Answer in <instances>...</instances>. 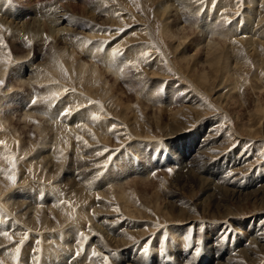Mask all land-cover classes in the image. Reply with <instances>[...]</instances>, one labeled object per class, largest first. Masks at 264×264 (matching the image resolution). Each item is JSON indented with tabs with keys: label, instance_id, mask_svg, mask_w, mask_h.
Returning a JSON list of instances; mask_svg holds the SVG:
<instances>
[{
	"label": "rangeland",
	"instance_id": "obj_1",
	"mask_svg": "<svg viewBox=\"0 0 264 264\" xmlns=\"http://www.w3.org/2000/svg\"><path fill=\"white\" fill-rule=\"evenodd\" d=\"M102 1L2 0L0 3V24L9 30L11 29L12 32L17 29L18 33L19 30L20 32L22 31L23 25L26 26L25 22H28V31L38 29L42 33H49L50 27L52 28L54 25L48 22L49 18L45 19L49 16L48 12H55V14L63 16H61L62 21L58 25L60 27L67 23L66 19L68 17L76 16L85 19L88 16L86 10H89V7L96 3H102L105 8V22L98 21L100 25L97 28L102 33V36L105 35L100 40L103 39L102 43H105V46L106 44L113 45L111 52L115 60L122 63V70L116 79L105 70V87L108 88L112 85L113 89H109V92L105 89V94L102 91L103 99L100 97V93L95 94L93 98L89 94L85 97V101L86 99L89 100L90 97L104 107L102 109L98 108L99 113L92 114V116H98L99 120L92 121V125L85 129L84 137L79 136L82 139L77 141L74 138V140L69 141L67 146H62L60 149L52 150L53 146L46 144L43 149L44 153L42 152L37 159L35 158L33 162H30V155L27 154L29 150L26 151L27 146L35 145L36 147L35 142L39 138L34 124L46 126L47 122L45 116L39 114V112L34 111L26 117V119H29L26 120V123H24L22 115L30 108L42 109L45 105L44 101L47 102L51 95L39 98L37 93L43 87L39 86V84L28 82L25 79L26 76L19 78L16 75L14 70L22 66L25 63V59L20 60L22 63L16 61L19 63L15 64L16 62H13V64L9 65L13 57L10 56L9 58L8 54L12 52L13 55H23L25 54V47L19 46L17 50L22 52L20 53L16 50L17 52L15 53V50L14 52L12 51L15 48L11 45L13 48L6 51L7 57L5 56L6 52H1L6 50L7 47H4L6 44H0V48L3 45V49L1 48L0 51V60H5L6 64L10 66H7L9 72L5 73L4 77H0V81L4 82L0 86V90L8 94V97L6 96L4 99L5 95L0 91V96L2 97L0 100V103H2V105L0 104V117L4 118L3 115H5L7 120H5L6 124L3 122V118L2 122L0 121L4 123L0 125L4 130H1L0 127V135L3 136H0V142H2L0 143L2 147H0V154L3 157L2 159L0 157V181L2 182L0 186V202L2 203L4 196L8 197L5 212L8 209L10 212H8V220H5L7 219L6 216H0V222L5 220V228L3 227L0 233L8 231L12 236V240L9 241L6 237L0 235V262L2 264H22L24 261L25 263L23 262V264H41L45 254H47L46 247H44L47 246V242L42 239L40 234L56 232L58 228L60 230L68 229L69 225L78 223L80 225L82 223V230L84 229L85 231L80 230L78 232L81 233L82 231L88 238L87 241L91 242V244L93 242V250L100 253L99 257L95 256L97 258L95 263L97 262L98 264H104L105 257L108 258L110 264H215L223 263L225 260L229 264H264V202L261 203L258 200L260 196L264 197V127H261L263 133L253 136V134L247 133L238 127L235 118V116L246 118L248 112L253 110L252 100L256 99L257 96L264 98V88H254L255 85H260L257 77H254L256 75L254 59L247 53V50H244L245 46L241 47V45H238L244 51H242V54L245 55V58H242L237 64H240L237 67L241 69V71L238 70V76H242V69H245L248 79V82L244 81L246 78L245 74V76L241 77L240 83L236 85L237 88L240 86L237 90L238 93L236 90H230L233 83L232 79H230L231 77H218L217 80L219 82L222 78L219 85L212 89L210 87L205 88L196 79L198 75L196 69H199L200 65L196 64V62V65H192V61H190L187 65H191L190 69L195 71L185 72V61L179 57L178 52L172 45L173 40L171 41L165 36L163 31L165 24L168 22L177 33L181 35L187 34L188 38L185 45L190 39L195 42L191 46L186 45L185 47L183 45V49H186L189 55H193L199 61L203 57L202 47L194 46V44L198 42L197 40L202 34L198 32L197 23L192 22L193 16L185 13V9L179 12V9L176 10L172 6V8L170 7L172 10L169 9L167 13L160 15V10L155 5L157 3L153 0ZM207 1L209 0H198L197 2L203 5ZM218 1L210 0L213 4L215 2L218 3ZM229 1H234L232 5L234 3V6H236L232 8L233 10H230L235 13L228 15L226 18L221 14L222 16L217 18L218 27H223L221 23L226 24L229 20H239L242 16L243 8L248 6L245 4L248 2H244V0ZM48 9L52 10V12L48 11ZM227 10H229L228 7ZM220 13L221 11H219ZM251 20L246 16L243 21H240L241 25L239 28L252 26ZM257 20L258 18H255L254 26ZM262 23L263 21H261V27H264ZM84 27L89 28L82 22L80 30L84 31L83 34H86L87 30H84ZM223 28L226 29L227 27L224 26ZM126 33L127 35L129 34L128 36L126 35L127 37L125 36ZM59 35H53L55 40L60 39ZM73 46L77 57L86 60V55L83 53L79 54L74 43ZM102 46L99 48L98 55L103 49ZM261 48L264 56V46ZM116 49H119L120 54H114ZM134 50L135 54H133L134 52L131 53L134 56L132 59V55L131 58L127 55L129 51ZM34 51L40 61L45 58L43 56L48 55L46 47L42 49V54L36 48ZM3 55L4 57H1ZM94 55L95 53L92 56L101 69V58ZM35 63H32L29 67L26 66L27 69L29 71L35 70ZM65 70L67 74H65ZM65 70L60 72L64 76L61 81L64 85L62 84L61 89H69V91L62 93L60 99L68 96L75 101L77 93L86 95L84 85L82 83L76 85L77 81H73L68 74V70ZM193 73L195 76L192 75ZM258 76L261 77V81L264 79L263 72H260ZM6 83L7 86L9 83V87L12 86L9 88L12 92H5ZM72 89H74L75 93ZM149 89L152 90L151 93H149ZM30 92L33 93V97L28 94ZM29 97H31L30 101ZM117 98L120 99L121 103L117 101ZM33 99L36 100L35 104H32ZM54 104H56V101L52 106ZM77 105L75 103L66 104L62 108L63 110H60L57 121L64 123L67 116H63L61 113L65 109L71 108L73 114L75 109L79 107ZM125 106L127 109H125ZM128 108L131 109L128 111ZM113 125H115V129L110 130ZM11 128L18 131V136L15 139L11 134L13 131ZM10 129L11 132L9 133ZM5 130L6 133H4ZM135 131L141 135L137 136L134 134ZM3 133L7 135L5 136ZM104 135L105 139H102L101 136L104 137ZM4 136L6 140H4ZM7 140L9 141L8 143L6 142ZM84 141L87 143L85 144ZM11 142L12 144L15 142L14 145H11ZM76 147L77 150H80L77 151ZM1 149L4 152H1ZM48 150L58 154L55 160L45 154ZM97 153H102V155H97ZM8 156H13L16 159V168L14 170L6 159ZM109 156H111L110 160L107 159ZM151 159H153L152 163ZM43 161H47V163L44 164ZM169 169L172 171L169 172ZM190 169L193 172L195 171L196 176L209 180V184L205 180L207 185H204V187L202 185L200 189L193 186H191V189H188L187 186L184 188L180 187L177 184L176 174L184 175L182 178L185 181L188 179L187 171ZM141 173H143L142 176H140ZM9 174L14 176V184L7 178ZM81 181L85 182L82 183ZM164 182L165 184L163 185ZM172 182L173 185L171 187L170 184ZM106 183L110 184L109 187L112 189ZM117 183H120L127 190H134L130 193L133 201V204H131L135 206L137 202V206L134 208L130 204V210L133 209L134 214L137 216L134 214V216H129L130 214L127 215L128 213L122 211L123 209L121 210L116 205L118 201L114 200L112 194L109 193L111 198L108 199L106 193L113 189L117 191ZM43 185L48 187L46 186V188ZM160 185H163V187ZM205 189H209L216 200L212 199L205 192ZM84 190H86V194L82 195L84 193L81 192ZM97 190L102 191V195H98L100 192ZM39 191L41 196L39 197L40 199H37ZM76 191L79 193V198L76 196ZM230 192H236L239 196L230 197ZM9 193H11L10 197ZM203 196L206 199L202 198ZM56 197H59V199H56ZM147 199L151 200V204ZM88 200L91 202L88 203ZM57 201H59V205H56ZM105 201L107 205H104ZM214 201L217 203H214ZM90 203L91 207L88 206ZM138 203L143 206V209L142 206L140 208ZM155 204L158 205L156 206ZM171 204H174V209H170ZM94 209L96 212L92 211ZM80 211L86 216L85 218ZM169 211L172 212L171 215ZM41 212L43 213L41 214ZM87 214L92 217L91 222H87ZM60 218L64 219L63 224L67 226L58 227L55 230L59 222L62 221ZM96 221L99 222L100 228H97L99 224ZM33 223H35L34 230H29L28 226L33 225ZM169 223H172V225ZM142 226L143 228H141ZM168 227L178 230L182 234L181 237L186 240L183 241L180 237L174 238L169 233L170 229ZM163 228L167 230L164 231ZM140 229L143 231L141 232ZM32 232L34 235L37 234L36 238L32 236ZM78 232H76L77 234L75 233L77 235L76 242L80 243L82 241L81 243H83L85 240L81 239ZM25 235H27L26 240H24ZM159 236L162 239H159ZM165 236L167 239H165ZM188 237H191L190 243L193 246L191 248L187 247L189 243ZM33 238L34 240L31 241ZM21 240H24L22 246L19 244ZM146 241H150V244L149 252L145 255L142 249ZM181 243L184 244L181 245ZM136 244L138 245L136 246ZM164 244H166V247ZM208 244H217V247L211 248L208 247ZM62 245H57L58 248L55 246L62 252L59 255L61 263L64 264L63 261L65 259H67L66 262L68 263V258L71 260L74 257L77 263V258L79 257H76L75 253L71 254L75 247L67 244ZM163 245L165 251L160 254L159 251ZM17 246H20L19 261L13 259ZM185 246L189 249H184ZM196 247L201 249L199 256H195L194 249ZM69 248L72 249L69 250ZM137 248L140 249L138 250ZM64 251L65 253H63ZM141 259H144V261ZM228 259L230 260L228 261ZM161 260L162 262H160ZM80 263L86 264V262L81 261ZM53 264H59V262L53 261Z\"/></svg>",
	"mask_w": 264,
	"mask_h": 264
},
{
	"label": "bare ground",
	"instance_id": "obj_2",
	"mask_svg": "<svg viewBox=\"0 0 264 264\" xmlns=\"http://www.w3.org/2000/svg\"><path fill=\"white\" fill-rule=\"evenodd\" d=\"M6 1V0H5ZM151 1V0H150ZM153 1H156L157 5L158 6V9L160 10L159 12L161 13L160 15H164V13H167V11H169L170 7L172 8V6L174 7V9L178 10L179 9V12H181V10L185 9V13L189 14L190 16L192 15L193 16V23H197V28H198V32H201V37L198 38V42L194 44V46H201L202 47V52H203V57L197 61L193 55H189V52H187L186 49H183V45L186 47V45L188 46H191V44H193L195 41H192L191 39L188 41V43L185 45V42H186V39L188 38V35L187 34H180V33H177L176 31H174L172 29V26L168 24V22L165 24L164 28H163V31L165 33V36H167L173 43L172 45L174 46L175 50L178 52V55L181 59H183L185 61L184 63V68H185V72H189L190 70H194V69H190L191 68V65L188 66L187 63L189 64L190 61H192V65H196L197 63L200 65L199 69H196V71H198V75L196 76V79H197V82H199L203 87L205 88H208L210 87L211 89L212 88H215V86L219 85L221 83V80L222 78L224 77H231L230 79H232V87L230 90H238V88L240 86H238L237 88V84L240 83L241 81V77L242 76H245L246 78L244 79L245 82H248V79H247V74L245 73V69H242V76L240 75V77L238 76V70L241 71V69H238L237 65L240 60L242 58H245V55L242 54V51L243 49H241L242 46H245L244 50H247V53L250 54V56H252V58L254 59L255 61V70H256V75L254 77H257V80L259 81V84L260 85H255L254 88H259V89H262L264 88V79L261 81V77H259V73L260 72H263V75H264V56L262 55V51H261V47L264 46V27H261V21H263L262 24H264V0H244L247 1L248 3H245L246 6L245 8H243V13H242V16L240 17L239 20H229L228 23L226 24H223V27L226 26L227 28H223V27H218V24H217V18L218 17H221L222 15L225 16V18L228 16V15H232L234 13L231 12L230 9L232 8H235L234 6V3L232 5V2H230L229 0H219L218 3L215 2V4H213V2L211 3L210 0L205 2V4H199L197 1L198 0H153ZM2 2V0H0V3ZM101 2H103L101 0ZM235 2H238V1H235ZM5 3V2H4ZM1 5V4H0ZM11 5V4H10ZM182 5V6H181ZM12 6V5H11ZM204 6V7H203ZM52 7V6H50ZM128 7V6H127ZM227 7L229 10H227ZM107 8V7H106ZM46 9V8H45ZM53 9V8H51ZM172 10V9H170ZM233 10V9H232ZM48 11H51L50 9H48ZM87 11V15L85 17V19H82L80 17H68L67 20V23L63 26H60L58 27L60 21H62V15H58V14H55V12L53 13H49L48 12V15L45 19L47 20L48 18V22H51L54 26L51 28L50 27V32L49 33H42L40 31H38V29L33 32V31H28L27 30V23L28 22H25V25L26 26H22L21 28V32L19 30V33L17 31V29L15 31H11V29H7L5 26L1 25L0 24V44L1 43H5L6 46H4L6 48V50H2L1 51V48L3 47V45H1V48H0V51L1 52H6L8 49L11 50V48H15L13 49L12 51L14 52L15 50V53L17 51L20 52V50H17V48L19 46H23L25 47L24 50H25V54L23 55H13L12 52L9 55V58L10 56L13 57V60L10 64H13V62H16V61H20V60H23L25 59V63H23L22 66L18 67V69H13L14 72L16 73V75L19 77V78H24V76H26V80L28 82H32V83H35V84H39V86L43 87V89L39 90L37 95L39 98H44L45 96L47 95H51V93L53 92H56L59 97L62 95L63 92V89L62 88V78L64 76L61 75V71L63 72L65 69L68 70V74L70 77H72L73 81L76 80V85L78 84H81L84 85V88H85V94L86 95H82L80 93H77L76 94V100L73 101V99H71L70 97H65L63 99H48V101H44L45 102V105L42 109L38 110V109H34V108H30L28 110L25 111V113L22 115V119L24 120V123H26V120H29V119H26V117H28L29 115H31L32 112H39V114H42L43 116H45V120H46V126H42V125H37V124H34L35 125V129L36 131L38 132L37 134H39V138H37V141L35 142L36 144V147L35 145H25L27 146V150L28 153L30 155V158H29V161L30 162H33L34 159L38 158L40 156V154L43 152V149H44V145L46 144H49L52 147V150L54 149H60L62 146H67L69 144V141L70 140H74V138L76 139L75 141H77V137L79 136H83V133L85 131V129L89 126L92 125V114L93 113H99V110L98 108L102 109V107H104L103 105H100L99 102L97 101H94L93 99H91L89 97V100L86 99L85 101V97L88 96V94L93 98V96L95 94H99L100 93V97L103 99L104 96L102 95V91L104 92L103 94H105V89L109 92V89L111 90L112 88V85H110L108 88L105 87L106 86V81H105V70L106 72L108 73H111L115 79L116 77L119 76V73L121 72L122 70V63L118 60H115L114 58V55L112 54L111 50L113 49V45L111 44H106L105 46V43H102V40H100V38H103V35L102 36V33L99 32V29L97 28L98 25H100L99 23L100 22H105V8L103 7V4L102 3H96V4H93L91 7H89V10H86ZM109 11V10H108ZM219 11H221V13L219 14ZM236 11V10H235ZM1 12V11H0ZM108 14V13H107ZM169 14V13H168ZM184 14V13H183ZM222 14V15H221ZM25 15H27V13H25ZM159 15V16H160ZM62 16V17H61ZM109 16V15H108ZM158 16V17H159ZM248 16L249 20H251V24L252 26H247L245 28H239L241 23L240 21H243L245 19V17ZM253 16V18H252ZM164 17V16H163ZM167 17V16H166ZM165 17V18H166ZM108 18V17H107ZM255 18H258L255 26H254V23H255ZM131 19V18H130ZM229 19V18H228ZM63 20H65L63 18ZM185 20V19H184ZM100 21V22H98ZM166 21V20H165ZM190 21V20H189ZM85 24L87 27L89 28H86L84 27V30H87L86 31V34H83V32L80 30V26L81 24ZM55 23H57L55 25ZM170 23V22H169ZM23 24V23H22ZM164 25V24H163ZM245 25H246V22H245ZM57 26V27H56ZM264 26V25H263ZM32 27V26H31ZM230 27V28H228ZM244 27V26H243ZM80 30V31H79ZM183 30V29H182ZM17 31V32H16ZM104 31V30H103ZM105 32V31H104ZM150 33V32H149ZM184 33V32H183ZM60 34V39H56L55 40V37H53V35H58ZM127 35V33L125 34V36ZM129 35V34H128ZM127 35V36H128ZM126 36V37H127ZM53 37V38H52ZM59 38V37H57ZM121 39V38H120ZM129 40V39H128ZM33 41V42H32ZM62 43H61V42ZM127 41V40H125ZM30 42V43H29ZM61 43V44H60ZM73 43L75 44L76 46V49L78 50L79 54L83 53L84 55H86L87 59L86 60H83V59H79L77 57V55L75 54V50H74V46H73ZM116 43V42H115ZM114 43V45H115ZM118 44V43H117ZM263 46H262V45ZM13 47H12V46ZM103 45V46H102ZM110 45V46H109ZM238 45H241L238 46ZM100 46L103 47L102 51L99 53L98 55V52H99V48H101ZM116 46V45H115ZM9 47V48H8ZM22 47V48H23ZM44 47L47 48V53L48 55L46 54L45 58H41L42 60L40 61V59H38V55L36 54V52L34 51L35 48L38 49V51L41 53L42 49H44ZM3 49V48H2ZM21 49V48H19ZM130 49V48H129ZM133 49V48H132ZM138 49V48H136ZM8 50V51H9ZM17 50V51H16ZM46 50V49H45ZM101 50V49H100ZM174 50V49H173ZM136 51H139V50H136ZM0 52V53H1ZM18 52V53H19ZM22 52V51H21ZM20 52V53H21ZM125 52V51H124ZM134 52L133 54H135V50L134 51H129L128 52V55L130 58H131V53ZM244 52V51H243ZM95 53L96 56L100 57V64H101V69H100V65L98 64V62H96V60L94 59V57L92 56L93 54ZM126 53V52H125ZM176 53V52H175ZM5 54V53H4ZM42 54V53H41ZM7 52L5 54V56H7ZM94 55V56H95ZM79 56V55H78ZM126 56V57H127ZM133 56V55H132ZM1 57H4L1 56ZM6 57V58H7ZM134 58V56L132 57V59ZM136 58V56H135ZM76 59V60H75ZM94 59V60H93ZM124 59V58H123ZM10 60V59H9ZM138 60V59H137ZM249 60V59H248ZM135 61V60H134ZM21 62V61H20ZM35 63V70L33 71H29L27 69L26 66H30L32 63ZM196 62V64H195ZM19 62H16L15 64H18ZM22 63V62H21ZM245 63V62H244ZM191 64V63H190ZM6 64V61L5 60H0V77H4L5 73L9 72V68L7 66H9ZM245 65V64H244ZM243 65V66H244ZM15 66V65H14ZM33 66V67H34ZM10 67V66H9ZM16 67V66H15ZM242 67V66H241ZM32 68V67H31ZM193 68V67H192ZM8 70V71H7ZM12 70V69H10ZM195 71V70H194ZM193 71V72H194ZM65 72V71H64ZM63 74V73H62ZM245 74V75H244ZM64 75V74H63ZM194 75V73L192 74ZM13 76V75H12ZM195 76V75H194ZM66 77V76H65ZM218 77H222L220 79V82L217 80ZM195 78V77H194ZM65 79V78H64ZM210 79L212 80L210 82ZM229 79V81H231ZM247 79V80H246ZM3 80V79H2ZM20 80V79H19ZM224 80V79H223ZM243 80V78H242ZM9 82V81H7ZM25 82V81H24ZM27 82V83H28ZM84 82V83H83ZM244 82V83H245ZM23 83V81H22ZM157 83V82H156ZM226 83V82H225ZM242 83V84H244ZM10 84V83H9ZM9 84L7 86V83H6V86H5V92H12V90L10 91V86L9 87ZM21 84V83H20ZM223 84V83H222ZM247 84V83H246ZM33 85V84H32ZM64 85V84H63ZM75 85V84H74ZM20 87V86H19ZM68 87V86H67ZM83 87V86H82ZM80 87V88H82ZM66 88V87H64ZM77 88V87H75ZM74 88V89H75ZM219 88V87H218ZM223 88V87H222ZM78 89V88H77ZM113 89V88H112ZM253 89V87H252ZM7 90V91H6ZM81 90V89H79ZM220 90V89H219ZM258 90V89H257ZM1 91V90H0ZM4 91V90H3ZM31 91V90H30ZM2 92V91H1ZM14 92V91H13ZM78 92V91H77ZM80 92V91H79ZM107 92V94H108ZM152 90L149 89V93H151ZM4 93V92H2ZM17 93V92H16ZM75 93V91H74ZM147 93V92H146ZM226 93V92H225ZM238 93V92H237ZM11 94V93H10ZM31 97H33V93H28ZM69 94V93H68ZM4 99L5 97L8 95L6 93H4ZM17 95V94H15ZM36 95V96H37ZM102 95V96H101ZM108 96V95H107ZM112 96V95H111ZM264 96V95H263ZM8 97V96H7ZM27 97V96H26ZM31 97H29V101L31 99ZM218 97V96H217ZM239 97V96H238ZM1 96H0V100H1ZM28 98V97H27ZM96 98V96H95ZM111 98V97H110ZM116 98V97H115ZM28 100V99H27ZM116 100V99H115ZM56 101V104H54L52 106V104ZM93 102V103H89V102ZM117 101L120 102V99L117 98ZM115 101V102H117ZM253 110L251 112H248L247 114V117H239V116H235L236 120H237V126L240 127L241 129H243V131L247 132V133H251L254 135H258L260 133H263L262 132V129L261 127H264V98L261 97V96H257L256 99H253ZM102 102V101H101ZM48 103V105H47ZM68 103H75V104H78L79 107H77L75 109V111L73 112V114L67 116V119L65 120L64 123H61V122H58L57 121V118H58V115H59V112L62 108L65 107L66 104ZM2 105V103H0ZM117 104V103H115ZM77 105V106H78ZM123 105V104H122ZM74 106V105H73ZM130 106V105H129ZM75 107V106H74ZM132 107V106H131ZM119 108V107H118ZM124 108V107H123ZM0 109H1V106H0ZM125 109H127V107L125 106ZM129 109L131 108H128V111ZM198 109V108H197ZM63 110V109H62ZM61 110V111H62ZM190 111V110H189ZM49 112V113H48ZM200 112V111H199ZM1 113V112H0ZM2 113L4 114V112L2 111ZM136 113V112H135ZM125 114V113H124ZM1 115V114H0ZM3 117H0V121L2 122V118H3V122L6 124L7 122H5V115H3ZM125 116V115H124ZM192 116V115H191ZM163 118V117H162ZM7 121V120H6ZM0 122V125L4 124V123H1ZM41 124V123H40ZM78 124H81L78 126ZM104 124V123H103ZM8 125V124H7ZM133 126V125H132ZM161 126V125H159ZM1 127V126H0ZM13 127V126H12ZM140 127V126H139ZM3 127H1V130ZM6 128V127H5ZM168 128V127H167ZM13 129V128H11ZM11 129L9 131V133L11 132ZM156 129V128H155ZM239 129V128H238ZM136 130V129H135ZM4 131V130H3ZM2 131V132H3ZM51 131V133H49ZM107 131V130H106ZM160 132V131H159ZM6 133V130L5 132ZM3 133V134H4ZM8 133V131H7ZM113 133V132H112ZM151 133V132H150ZM0 134H1V131H0ZM12 136L14 137V139L18 136V131H15V129H13L12 131ZM137 136L141 135L139 133H137L135 131V133ZM5 135V134H4ZM7 135V134H6ZM5 135V136H6ZM151 135V134H150ZM263 135V134H262ZM1 136V135H0ZM4 136V137H5ZM107 136V135H106ZM3 137V136H1ZM8 137V136H7ZM87 137V136H86ZM101 138L105 139V135L104 137L101 136ZM3 139V138H1ZM22 139V138H21ZM39 139V140H38ZM6 140V137L5 139ZM7 143L9 142L8 140L6 141ZM138 142V141H137ZM6 143V144H7ZM15 143V142H14ZM14 143L12 144L11 142V145H14ZM73 143V142H72ZM208 143V142H207ZM5 144V142H4ZM3 144V146H4ZM19 144V143H18ZM133 144V143H132ZM151 144V143H150ZM10 146V145H9ZM1 147V146H0ZM2 148V147H1ZM83 148V147H82ZM103 148V147H102ZM4 149V147H3ZM3 149H1L2 151L1 152H4ZM77 150V147L75 148ZM47 150V149H46ZM80 150V149H79ZM77 150V151H79ZM57 151V150H56ZM24 153V152H23ZM44 153V152H43ZM200 153V152H199ZM47 156H49L50 158H53L55 160V158L58 156L57 153H55L54 151H46L45 153ZM81 154V152H80ZM78 155V154H77ZM4 156V154H3ZM0 157H1V154H0ZM29 157V156H28ZM3 157H1L2 159ZM88 158V157H87ZM43 160V158H42ZM41 160V161H42ZM196 160V159H195ZM209 160V159H208ZM37 162V161H36ZM50 162V161H49ZM52 162V161H51ZM60 162V161H59ZM197 162V161H196ZM44 164L47 163V161H43ZM26 164V163H25ZM37 164V163H36ZM55 164V163H54ZM61 165V164H59ZM184 165V164H183ZM181 166V165H180ZM178 167V166H177ZM185 167V166H184ZM41 168V167H40ZM182 168V167H181ZM180 168V169H181ZM179 169V168H178ZM58 170V169H56ZM45 171V170H44ZM59 171V170H58ZM88 171V170H87ZM98 171V170H97ZM175 171V170H174ZM173 171V172H174ZM180 171V170H179ZM85 172V171H84ZM96 172V171H95ZM122 172V171H121ZM172 172V173H173ZM195 172V171H194ZM192 169L188 170L187 171V177L188 179H186L185 181L183 180L184 178H182L184 175H179V174H176V179H177V184H179L180 187H185L187 186L188 189H191V186L195 187V188H199L202 186L204 187V185H207L205 183V180L207 181V179H202L201 177L199 176H196ZM56 173V171H55ZM59 173V172H57ZM99 173V172H98ZM178 173V172H177ZM52 174V173H50ZM146 174V173H144ZM260 174V173H259ZM22 175V174H21ZM24 175V174H23ZM119 175V174H118ZM143 173L140 174V176H142ZM57 176V175H55ZM93 176V175H92ZM138 176V175H137ZM144 176H148V175H144ZM52 177V176H51ZM123 177V175H122ZM175 177V176H174ZM1 178V176H0ZM96 178V177H95ZM124 178V177H123ZM142 178V177H141ZM182 178V179H181ZM25 179V178H24ZM53 179V178H52ZM138 179V178H137ZM145 179V178H144ZM77 180V179H75ZM119 180V179H118ZM147 180V179H146ZM121 181V179H120ZM209 181V180H208ZM207 181V182H208ZM76 182V181H75ZM78 182V181H77ZM82 182V181H81ZM85 182V181H84ZM82 182V183H84ZM119 182V181H118ZM50 183V182H49ZM49 183H47L49 185ZM70 183V182H69ZM116 183V182H115ZM122 183V181H121ZM124 183V182H123ZM161 183V182H160ZM192 183V185H191ZM43 184V183H42ZM89 184V182H88ZM107 184V183H106ZM112 184V183H111ZM114 184V183H113ZM118 184V183H117ZM145 184V183H144ZM165 184V182L163 183V185ZM209 184V182H208ZM2 185V182L0 181V186ZM108 185V184H107ZM106 185V186H107ZM119 185V186H118ZM117 185L116 190H110L112 189L110 186V184L108 185V188L110 190V192H107V196H108V199L111 198V195L112 194L114 200H117L116 202L119 206V208L128 213L127 215L129 216H134L136 214H134V211L133 209L130 210V204L132 203L133 204V201L131 199V195L130 193L134 190L131 189V191L128 189H126L125 187H123L120 183ZM121 185V186H120ZM163 185H160L163 187ZM173 185V182L172 184H170V186ZM175 185V184H174ZM39 186V185H38ZM44 186V185H43ZM47 185H45L44 187H46ZM52 186V185H51ZM88 186V185H87ZM159 186V185H158ZM156 186V187H158ZM210 186V185H209ZM48 187V186H47ZM46 187V188H47ZM53 187V186H52ZM69 187V185H68ZM75 187V186H74ZM79 187V186H78ZM77 187V188H78ZM114 187H115V184H114ZM172 187V186H171ZM174 187V186H173ZM208 187V186H206ZM214 187V186H213ZM31 188V187H30ZM72 188V187H71ZM80 188H82L80 186ZM85 188V187H83ZM161 188V187H159ZM170 188V187H169ZM175 188V187H174ZM106 189V188H105ZM157 189V188H156ZM182 189V188H181ZM207 189V188H206ZM205 189V192L208 193V195L214 199V196L213 194L211 193V191L208 189L206 190ZM212 189V188H211ZM47 190V189H46ZM45 190V191H46ZM77 190V189H76ZM87 190V189H86ZM84 190L83 192L81 193H84L82 195H85V191ZM158 190V189H157ZM225 190V188H224ZM231 190V189H230ZM3 191V190H2ZM6 191V190H5ZM24 191V190H23ZM31 191V190H30ZM42 192V190H40ZM39 191V193H40ZM44 191V190H43ZM48 191H49V188H48ZM71 191V190H70ZM75 191V190H74ZM73 191V192H74ZM80 191V190H79ZM98 191V190H97ZM107 191V190H105ZM137 191V190H136ZM11 192V191H10ZM27 192V191H26ZM77 192V198H79V193L78 191ZM94 192V191H93ZM91 192V193H93ZM96 192V191H95ZM100 192V190L98 191ZM96 192V193H98ZM102 192V191H101ZM100 192V193H101ZM259 192V191H258ZM6 193V192H5ZM32 193V192H31ZM48 193V192H47ZM56 193V192H55ZM94 193V194H96ZM98 193V195H102V193L100 194ZM110 193V194H109ZM135 193V192H134ZM158 193V192H157ZM249 193H252V192H249ZM248 193V194H249ZM263 193V192H262ZM7 194V193H6ZM10 194L9 193V197H10ZM33 194V193H32ZM54 195V193H52ZM51 194V195H52ZM74 194V193H73ZM76 194V193H75ZM136 194V193H135ZM134 194V195H135ZM247 194V195H248ZM1 195V194H0ZM4 195V193H3ZM110 195V197H109ZM133 195V193H132ZM159 195V194H158ZM235 196H239L238 193L236 192H230V197H234ZM48 196V194H47ZM56 196V195H55ZM91 196V195H90ZM97 196V195H96ZM105 196V194H104ZM153 196V195H152ZM155 196H156V193H155ZM264 196V195H263ZM87 197V195H86ZM85 197V198H86ZM93 197V196H91ZM91 197H89L91 199ZM47 198V197H46ZM76 198V197H75ZM84 198V196H83ZM88 198V197H87ZM86 198V199H87ZM112 198V199H113ZM157 198V196H156ZM159 198V197H158ZM202 198L206 199L205 196H203ZM2 203L0 202V216H6L7 219H4L5 220H8V214L10 213L9 212V209L7 212L6 209H5V205L8 204V197H3L2 198ZM38 199V198H37ZM40 199V198H39ZM45 199V198H44ZM56 199H59V197ZM85 199V201H86ZM134 199V198H133ZM145 199V198H144ZM155 199V198H154ZM153 199V201H154ZM79 200V199H78ZM94 200V199H93ZM148 200V199H147ZM157 200V199H155ZM216 200V199H214ZM259 201H261V203L264 202V197L260 196L258 198ZM10 201V199H9ZM48 201V200H47ZM84 201V200H83ZM149 201V200H148ZM37 202V201H36ZM59 201H57L56 205H59L58 203ZM71 202V201H70ZM91 202L88 200V203ZM135 202V201H134ZM145 202V201H144ZM150 204H151V200L149 201ZM156 202V201H155ZM42 203V202H41ZM87 203V204H88ZM154 203V202H152ZM214 203H217L214 201ZM54 204V203H52ZM81 204V203H79ZM83 204V203H82ZM104 204V203H103ZM109 204V203H108ZM132 207L135 208V206H137V202H136V205H132ZM146 204V202H145ZM160 204V203H158ZM157 204V205H158ZM65 205V204H64ZM75 205V204H74ZM104 205H107L106 201H105V204ZM112 205V204H111ZM139 205V203H138ZM156 205V204H155ZM156 205V206H157ZM39 206V205H38ZM44 206V205H43ZM62 206V205H61ZM89 207H91V203L90 205H88ZM140 206V205H139ZM142 206V205H141ZM140 206V208H141ZM148 206V205H146ZM154 206V205H153ZM167 206V205H166ZM53 207V206H52ZM58 207V206H57ZM107 207V206H106ZM7 208V207H6ZM81 208V207H80ZM85 208V207H84ZM118 209V207H116ZM138 208V207H137ZM156 208V207H155ZM158 208V207H157ZM161 208V207H160ZM174 209V204H171V207L170 209ZM192 208V207H191ZM226 208V207H225ZM97 209V208H96ZM142 209H143V206H142ZM165 209V208H164ZM41 210V209H40ZM48 210V209H46ZM54 210V209H53ZM80 210V209H79ZM99 210V209H97ZM109 211V209H107ZM111 210V209H110ZM169 210V209H168ZM188 210V208H187ZM51 211V210H50ZM56 211V209H55ZM54 211V212H55ZM60 211V210H59ZM74 211V210H73ZM92 211H95L92 210ZM136 211H138L136 209ZM145 211V210H143ZM156 211V210H155ZM154 211V212H155ZM158 211V210H157ZM172 211V210H171ZM9 212V213H8ZM96 212V211H95ZM142 212V211H141ZM170 212V211H169ZM173 212V211H172ZM172 212H170V215L172 214ZM228 212V211H227ZM43 212H41L42 214ZM60 213V212H59ZM81 213V211H80ZM92 213V212H91ZM148 213V212H147ZM190 213V212H189ZM229 213V212H228ZM12 214V213H11ZM47 214V213H45ZM83 215V217L85 218L86 216H84L83 213H81ZM134 214V215H133ZM166 214V213H165ZM19 215V214H18ZM51 215V214H50ZM62 215V214H61ZM89 214H87V222H91V218L90 216H88ZM145 215V214H144ZM169 215V214H168ZM21 216V215H20ZM46 216V215H45ZM44 216V218H45ZM73 216V215H72ZM94 216V215H93ZM137 216V215H136ZM146 216V215H145ZM148 216V215H147ZM165 216V215H164ZM185 216V215H184ZM47 217V216H46ZM67 217V215H66ZM80 217V216H79ZM142 217H143V214H142ZM2 218V220H3ZM21 218V217H19ZM64 218V217H63ZM94 218V217H93ZM187 218V217H186ZM24 219V217H23ZM47 219V218H45ZM56 219V218H55ZM61 219V218H60ZM59 219V220H60ZM80 219V218H79ZM99 219V218H98ZM129 219V218H128ZM133 219V218H132ZM4 220V221H5ZM62 220V219H61ZM64 220V219H63ZM60 221L58 226L55 228V230L58 228V227H61L63 228L62 226L66 225V224H63L64 221ZM69 220V219H68ZM67 220V221H68ZM4 221L0 222V230H3V227H4ZM19 221V220H18ZM17 221V222H18ZM39 221V219H38ZM43 221V220H42ZM71 221V220H70ZM77 221V220H76ZM74 221V222H76ZM100 222V220H98ZM104 221V220H103ZM34 222V220H33ZM45 222V220H44ZM42 222V223H44ZM53 222V221H52ZM55 222V221H54ZM72 222V221H71ZM79 222V221H78ZM81 222V221H80ZM95 222V221H94ZM97 222V221H96ZM99 222H97L99 224ZM24 223V222H22ZM36 223V222H35ZM35 223H33V225H29L28 228L29 230H34V225ZM40 223V224H42ZM70 223V222H68ZM131 223V222H130ZM133 223V221H132ZM16 224V223H15ZM39 224V225H40ZM47 224V223H46ZM52 224V223H51ZM82 223H79L78 224H72V225H69L68 226V229H62L60 230L58 228V230L56 232H48V233H45L44 235H41V231L38 230V232H40V236L42 237L43 240H45V242H47V246H44L46 247V253L45 254V257L43 258V261L41 262V264H53V261L55 262H59V264H62L60 259H59V255L62 253L60 252L57 245H61L63 244L62 246L64 245H68V246H74L75 248L73 249V251L71 252V254L73 253H76L77 251H80L81 249L83 250L81 252V255L79 256V258H77V263L80 261L81 262H86V264H98L97 262L95 263V259H97L95 256H92V251H93V242L91 244V242L85 240L83 241V243H78L76 242L77 240V233L78 231L82 230V226H81ZM85 225V223H83ZM93 224V223H92ZM96 224V223H95ZM116 224V223H115ZM128 224V223H127ZM150 224V223H149ZM170 225H172V223H169ZM28 225V224H27ZM50 225V224H48ZM131 225V224H129ZM168 225V224H167ZM174 225V223H173ZM44 226V225H43ZM53 226V225H51ZM56 226V224H55ZM67 226V225H66ZM97 226V224H96ZM95 226V227H96ZM110 226V225H109ZM138 227V225H136ZM144 226V225H143ZM143 226L141 228H143ZM151 226V225H150ZM149 226V227H150ZM169 226V225H168ZM18 227V226H17ZM38 227V226H37ZM91 227V226H90ZM93 227V226H92ZM136 227V229H137ZM152 227V226H151ZM166 227V226H165ZM5 228V227H4ZM40 228V227H39ZM48 229V227H46ZM67 228V227H66ZM72 228V230H71ZM94 228V227H93ZM97 228H100V224ZM106 230L107 227H105ZM131 228V227H130ZM169 228V227H168ZM171 228V227H170ZM169 228V229H170ZM38 229V228H37ZM46 229V230H47ZM49 229H51V227H49ZM76 229V230H75ZM89 229H92V228H89ZM110 229V228H109ZM152 229V228H151ZM150 229V230H151ZM19 230V229H18ZM74 230V231H73ZM84 230V229H83ZM82 230V231H83ZM103 230V229H101ZM164 230V228H163ZM167 230V229H166ZM164 230V231H166ZM45 231V230H44ZM81 231V232H82ZM85 231V230H84ZM83 231V232H84ZM90 231V230H89ZM92 231V230H91ZM94 231V230H93ZM141 231V229H140ZM143 231V230H142ZM141 231V232H142ZM146 231V230H145ZM109 232V231H108ZM108 232H106L107 234H109ZM169 232V231H168ZM20 233V232H19ZM36 233V232H35ZM44 233V232H43ZM76 233V234H75ZM86 233V232H85ZM123 233V232H122ZM172 234V236L175 237H180L181 240L185 241L186 239H183L182 234L176 230L175 228L174 229H170V232ZM15 234V233H14ZM18 234V232H17ZM33 234V232H32ZM79 234V232H78ZM89 234V233H88ZM106 234V236H107ZM37 235V234H36ZM36 235H32L34 238H36ZM63 235V236H62ZM160 235V234H158ZM16 237V236H15ZM86 237V236H85ZM31 239V241L34 240ZM100 238V237H99ZM162 239V237L159 236V239ZM169 238V237H168ZM110 239V238H109ZM172 239V237H171ZM72 240V242L70 243V241ZM79 240V239H78ZM83 240V239H82ZM91 240V239H90ZM119 240V239H118ZM120 240H123V239H120ZM173 240V239H172ZM177 240V239H176ZM117 241V239H116ZM115 241V242H116ZM180 241V240H179ZM182 241V242H183ZM103 242V241H102ZM139 242V241H138ZM144 242V241H143ZM160 242V241H159ZM173 242V241H172ZM181 242V241H180ZM32 244V242H30ZM118 243V242H117ZM126 243V242H125ZM136 243V242H135ZM167 243H168V240H167ZM175 243V242H174ZM30 244V245H31ZM95 244V243H94ZM140 244V243H139ZM144 244V243H143ZM184 244V243H181V245ZM29 245V246H30ZM138 244H136L137 246ZM27 246V247H29ZM32 246V245H31ZM57 248H56V247ZM97 246V245H96ZM142 247V246H141ZM171 247V246H170ZM208 247H211V248H215L217 247V244H208ZM6 248V247H5ZM60 248V247H59ZM67 248V247H65ZM96 248V247H95ZM118 248V247H117ZM121 248V247H120ZM179 248V247H178ZM13 249V247H12ZM31 249V248H30ZM63 249V248H62ZM72 249V248H71ZM69 248V250H71ZM138 249V248H137ZM140 249V248H139ZM138 249V250H139ZM175 249V248H174ZM6 251V249H4ZM3 250V251H4ZM28 250V249H27ZM67 250V249H66ZM101 250V249H100ZM160 250V249H159ZM243 250V249H242ZM245 250V248H244ZM249 250V249H247ZM9 251V250H8ZM7 251V252H8ZM63 251V250H62ZM170 251V250H169ZM203 251V250H202ZM10 252V251H9ZM8 252V254H9ZM68 252V251H67ZM98 252V251H97ZM168 252V251H167ZM166 252V253H167ZM178 252V251H177ZM195 252V251H194ZM231 252V251H230ZM65 253V251L63 252ZM103 253V252H102ZM173 253V252H172ZM247 253V252H246ZM256 253V252H255ZM26 254V253H25ZM105 254V253H104ZM248 254V253H247ZM4 255V254H3ZM68 255V254H67ZM252 255V254H251ZM173 256V255H172ZM196 256V255H195ZM27 257V256H26ZM71 257V256H70ZM99 257V256H98ZM141 257V256H140ZM228 258V257H227ZM65 259V258H64ZM195 259V258H194ZM22 260V259H21ZM67 259H65L63 261L64 264H75L76 263V260H75V257L73 259H69V262L67 263L66 262ZM144 261V259H141ZM230 259H228L229 261ZM24 262V261H23ZM22 262V264H23ZM217 262V261H216ZM25 263V262H24ZM76 263V264H77ZM21 264V263H20ZM85 264V263H84ZM215 264H229V262H227V260H225L223 263H215Z\"/></svg>",
	"mask_w": 264,
	"mask_h": 264
},
{
	"label": "snow or ice",
	"instance_id": "obj_3",
	"mask_svg": "<svg viewBox=\"0 0 264 264\" xmlns=\"http://www.w3.org/2000/svg\"><path fill=\"white\" fill-rule=\"evenodd\" d=\"M29 43H30V42H29ZM114 54H116V55L120 54L119 49H116V50L114 51ZM65 74H67V73H66V70H65ZM3 83H4L3 81H0V86H2ZM63 91H64V93H67V92L69 91V89H64ZM72 91H74V89H72ZM53 98H55V99L58 100L60 97H59V95H58L56 92H53V93H51V96L49 97V99H53ZM35 103H36V100L33 99L32 104H35ZM89 103L91 104V103H93V102L90 101ZM71 114H72V110H71V108L65 109V111L61 113V115H63V116H69V115H71ZM92 120H93V121H97V120H99V117L96 116V115H93V116H92ZM78 126H79V125H78ZM114 129H115V125H113L112 128H111L110 130H114ZM77 139H78V140H81L82 138H81V137H77ZM0 143H2V142H0ZM84 143L86 144L87 142L84 141ZM105 151H107V150H105ZM97 155H102V153H97ZM6 159L8 160L9 164L11 165V168L14 170V169L16 168V159H15V157H13V156H8V157H6ZM107 159L110 160V159H111V156H109ZM171 171H172V170L169 169V172H171ZM7 178H8L9 180H11V181L13 182V184L15 183V179H14V176H13V175L9 174ZM97 199H99V197H97ZM0 235H3L4 237H6L9 241L12 240V236L9 234L8 231H4V232L0 233ZM79 236H80L81 239H83V240H87V239H88L87 237H85V235H84L83 232L79 233ZM229 238H230V237H229ZM26 239H27V235H25V237H24V240H26ZM165 239H167L166 236H165ZM187 239L189 240V243L187 244V247H189V248L193 247L192 244L190 243L191 237H188ZM24 240H21V241L19 242V244H20L21 246L23 245ZM149 244H150V241H146V242H145V245L143 246L142 251H143V254H145V255L148 254V252H149ZM82 251H83L82 249H81L80 251H77V252L75 253V256H76V257H79V256L81 255V252H82ZM163 251H164V249H163V247H162V248H161V253H163ZM194 251H195V255L199 256V255H200V252H201V249H200L199 247H196V248L194 249ZM19 255H20V246H17V247H16V250H15V255H14L13 259L19 261ZM99 255H100L99 252H96L95 250L92 251V256H99ZM0 264H2V262H0ZM104 264H110V262H109V260H108L107 257H105V259H104Z\"/></svg>",
	"mask_w": 264,
	"mask_h": 264
}]
</instances>
